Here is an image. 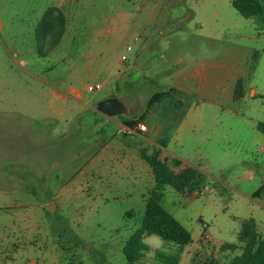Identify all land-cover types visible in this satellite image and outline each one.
<instances>
[{
    "label": "rangeland",
    "instance_id": "374dc122",
    "mask_svg": "<svg viewBox=\"0 0 264 264\" xmlns=\"http://www.w3.org/2000/svg\"><path fill=\"white\" fill-rule=\"evenodd\" d=\"M230 2L0 0V264H128L123 248L141 228L154 181L140 156V139L121 133L117 116L109 121L92 109L112 94L132 97L141 107L153 90L177 85V72L204 60L214 76L235 64L250 73L264 38L258 37L255 20L242 18ZM50 8L55 18L62 17L61 35L58 23L51 32L39 28ZM204 9L219 16L203 23ZM146 33L142 59L135 63ZM205 33L212 39L200 36ZM198 45L212 52L189 56L188 48ZM179 56L183 64L171 62ZM128 74L152 75V82L140 79L128 87ZM95 84L101 88L87 92ZM218 89L212 88L215 103L223 107ZM246 111L254 113L249 104ZM227 149L228 157L212 158L200 195L165 187L164 199L171 204L162 207L192 238L179 264H228L241 252L228 213L234 200L230 188L237 179L246 184V171L257 177L255 164L248 162L264 166V155L250 141L241 152L233 144ZM243 150L252 151L249 160L242 159ZM236 158L242 161L234 163ZM158 250L143 262H151Z\"/></svg>",
    "mask_w": 264,
    "mask_h": 264
},
{
    "label": "crops",
    "instance_id": "0c3cea01",
    "mask_svg": "<svg viewBox=\"0 0 264 264\" xmlns=\"http://www.w3.org/2000/svg\"><path fill=\"white\" fill-rule=\"evenodd\" d=\"M207 11L208 9L201 11L199 20L203 23L205 21L210 23V17L214 19L219 16L217 11L210 15L207 14ZM200 21V24L197 22L196 25H202ZM255 29L258 32V37L264 38V32H261L257 25H255ZM200 36L212 39L208 33ZM146 41L147 33L140 41L141 48L134 57L135 63L142 59L143 46H145ZM258 51H260V55H257L256 65L251 66L250 73H246L242 65L235 64L229 65L228 70L222 75L214 76L212 67L204 60L198 68L187 66L188 68L177 72L179 78L177 85L153 90L151 96L141 107L132 97H119L114 94L98 100L96 105L111 97L116 98L122 104L125 112L119 114L114 123L120 127L123 125L119 129L121 133L124 134L125 130L131 132L130 135L124 134L125 136H136L140 139L139 149L157 150L159 158L162 161L166 160L172 170V163L176 160L180 163L178 167H181L182 170L192 167L198 169L203 175H209L206 169L212 163V158L228 157L227 148L229 145H236L241 152L244 143L250 141L253 146L257 147L256 152L264 155V133L257 129L258 125H264V73L261 75L259 73V61L261 57L264 58V47ZM211 52V47L198 45L188 48L187 54L191 57H197ZM171 62L181 65L183 58L179 56L176 59L173 58ZM127 76L128 87L139 82L140 79L145 83L152 82L153 77L149 75V78L145 79L144 77L134 78L131 74ZM257 76H259L258 80H255L254 78ZM239 81L242 83V95L236 99L234 98V91ZM191 84L195 85L196 88L189 89L188 86ZM216 85H219L217 94L226 100L223 107L215 103L217 96L213 93L212 88ZM76 93L79 92L70 91V94L75 98H80L81 94L79 93V97H77ZM55 96L63 99L62 94L57 93ZM248 104L249 110L252 109L254 112L252 115L246 111ZM96 105L92 111L102 118L109 121L113 120L97 112ZM213 108L218 112H214ZM137 112H140V116L134 117ZM246 112L249 116L245 115ZM123 116L127 118L124 119ZM129 117H134V119L126 121ZM139 125H144L146 130L138 131ZM259 144L260 146H258ZM188 147L193 148V150L184 152V149ZM242 153L246 155L242 159L249 160L250 156L252 157V151L243 150ZM233 161L240 163L242 160L236 158ZM252 164H255L253 167L257 169V177L252 171H246L245 185H242V181L237 179L234 184L236 188H230L234 200L230 204L228 213L234 224L233 229H236L232 231V234H238L243 223L252 221L255 228L256 243L258 244L264 237V166L258 165L254 159L248 162V165L252 166ZM214 187L219 189L217 185ZM221 189L226 191V189ZM164 198L165 195L163 194L162 203L166 202L167 204L169 202L171 204L169 197L166 201ZM212 236L216 237L215 235ZM217 239L232 242L234 238L231 240Z\"/></svg>",
    "mask_w": 264,
    "mask_h": 264
},
{
    "label": "trees",
    "instance_id": "16d2710c",
    "mask_svg": "<svg viewBox=\"0 0 264 264\" xmlns=\"http://www.w3.org/2000/svg\"><path fill=\"white\" fill-rule=\"evenodd\" d=\"M231 6L244 19L255 20L259 30L264 32V0H232ZM54 10L50 8L44 13L39 28L51 32L58 23V34L61 35L64 22L61 16L54 17ZM56 44L57 42L54 45ZM241 95L242 83L239 81L234 91V98L238 99ZM257 129L264 133V125H258ZM140 156L150 167L154 187L146 198V210L141 228L127 240L123 254L128 264H179L181 254L184 248L192 243V238L190 233L162 207L164 189L170 187L177 193L187 192L199 195L205 185V176L192 167L180 173H174L166 160L162 161L159 158V152L155 149L148 153L147 148H143ZM172 165L178 167L180 163L174 160ZM152 233L159 235L165 242H171V246H168L167 252L156 251L151 262H143L149 249L141 243V239L145 234ZM237 240L243 244V247L228 264H264V237L258 244L256 243L252 221L241 225ZM230 250L235 251L236 246L230 247Z\"/></svg>",
    "mask_w": 264,
    "mask_h": 264
},
{
    "label": "water",
    "instance_id": "95a60500",
    "mask_svg": "<svg viewBox=\"0 0 264 264\" xmlns=\"http://www.w3.org/2000/svg\"><path fill=\"white\" fill-rule=\"evenodd\" d=\"M96 111L108 118L118 116L125 112L122 104L116 98H109L106 101L99 102L96 105Z\"/></svg>",
    "mask_w": 264,
    "mask_h": 264
},
{
    "label": "clouds",
    "instance_id": "9594fccd",
    "mask_svg": "<svg viewBox=\"0 0 264 264\" xmlns=\"http://www.w3.org/2000/svg\"><path fill=\"white\" fill-rule=\"evenodd\" d=\"M141 243L150 249V251L146 253V255L149 257L153 255V251L151 250L159 249L161 251L167 252L168 246H171V242H165L159 235L155 233L145 234L141 239Z\"/></svg>",
    "mask_w": 264,
    "mask_h": 264
},
{
    "label": "built area",
    "instance_id": "2783aa9c",
    "mask_svg": "<svg viewBox=\"0 0 264 264\" xmlns=\"http://www.w3.org/2000/svg\"><path fill=\"white\" fill-rule=\"evenodd\" d=\"M128 50H129V49H128ZM121 60H122V62H125V61H126V58L123 56ZM100 88H101V87H100L99 84H95V85L88 86V87L86 88V90H87V92L92 93V92H96V91H98ZM137 129H138V131H142V132L146 130V128H145L144 125H139ZM124 134H126V135H130L131 132L128 131V130H125V131H124ZM200 194H201V193H199V195H200ZM203 227L205 228V225H203Z\"/></svg>",
    "mask_w": 264,
    "mask_h": 264
}]
</instances>
